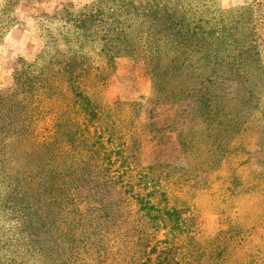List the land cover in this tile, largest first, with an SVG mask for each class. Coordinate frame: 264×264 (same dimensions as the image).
<instances>
[{
    "label": "trees",
    "instance_id": "trees-1",
    "mask_svg": "<svg viewBox=\"0 0 264 264\" xmlns=\"http://www.w3.org/2000/svg\"><path fill=\"white\" fill-rule=\"evenodd\" d=\"M26 2L0 0V42ZM169 3L93 0L14 75L0 98V264H149L158 244L176 264L229 263L222 238L244 229L204 236L190 215L264 96L256 21L249 7ZM118 60L140 61L153 101L176 107L182 164L152 159L140 104L97 97Z\"/></svg>",
    "mask_w": 264,
    "mask_h": 264
},
{
    "label": "rangeland",
    "instance_id": "rangeland-1",
    "mask_svg": "<svg viewBox=\"0 0 264 264\" xmlns=\"http://www.w3.org/2000/svg\"><path fill=\"white\" fill-rule=\"evenodd\" d=\"M93 0H27L12 17L16 26L0 42V98H14L13 77L33 68L43 52L48 36L65 28L70 15ZM155 2L171 8L170 0ZM221 10L249 7L256 21L255 44L264 64V0H213ZM100 94V95H99ZM97 97L110 103H138V123L148 130L149 154L154 160L180 165L184 162L171 123L176 107L158 104L151 95L150 78L140 61L118 60L113 74ZM247 129L231 144L221 170L204 193L194 201L191 217L204 236H216L228 225L235 230L230 240L228 264H264V96ZM245 127V128H246ZM180 188L169 186L170 197H181ZM135 206L132 210L135 211ZM163 233L155 237L162 241ZM149 264H176L175 249L158 244Z\"/></svg>",
    "mask_w": 264,
    "mask_h": 264
}]
</instances>
